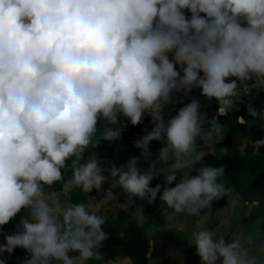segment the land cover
Instances as JSON below:
<instances>
[{
	"label": "clouds",
	"instance_id": "obj_1",
	"mask_svg": "<svg viewBox=\"0 0 264 264\" xmlns=\"http://www.w3.org/2000/svg\"><path fill=\"white\" fill-rule=\"evenodd\" d=\"M249 81L264 89V0H0V226L27 210L0 254L24 249V264L101 260L103 216L50 190L57 183L101 193L106 205L117 188L129 204L151 205L159 194L160 209L186 216L231 197L223 166L195 167L197 139L214 140L217 120L198 98L168 117L165 107L195 89L227 111ZM146 116L153 126L134 142L140 156L105 167L95 152L101 141ZM244 139L242 156L249 143L264 148V138ZM161 176L163 185L150 186ZM191 242L200 264H264V235L197 227Z\"/></svg>",
	"mask_w": 264,
	"mask_h": 264
},
{
	"label": "trees",
	"instance_id": "obj_2",
	"mask_svg": "<svg viewBox=\"0 0 264 264\" xmlns=\"http://www.w3.org/2000/svg\"><path fill=\"white\" fill-rule=\"evenodd\" d=\"M190 15V13H186ZM255 82L249 81L240 87V91L246 88L255 89ZM262 91L264 98V89ZM180 97L173 95L177 102L170 103L165 107V116L174 115L177 108L184 103L190 102V98H198L201 101V111L206 113L209 120L215 118L219 124L217 134L224 135V145L226 153L219 157L215 154L208 153L203 155L195 167L201 166H223L225 175L221 178L227 187L233 189L231 197L225 196L213 202L210 209L201 211L200 216L208 215V224L210 229L224 234L227 238L241 233L239 228L247 234L256 233L258 236L264 235V148L258 152L255 151L251 144L242 156L239 153L241 138L248 142L246 138L257 140L264 138V127L257 124V118H253L249 111V104L231 109L228 111L218 112L216 101L208 100L199 96L197 90L185 98L183 94ZM126 127L122 129L121 136L115 141H101L95 149L97 156L104 162L109 153H117L116 166L126 163L132 156H140L141 150L135 147V141L150 131L152 128L151 118L145 117L143 123L133 126L130 122H125ZM103 122H101L102 128ZM211 125H205V130ZM212 141L197 139L196 146L203 147ZM159 144L153 141L151 150L153 153L158 150ZM172 160H169V165ZM139 167L146 168L147 164L141 157ZM72 176L71 165L69 163L65 170V181L70 180ZM154 181V180H153ZM152 181V182H153ZM151 182L150 186H153ZM154 187V186H153ZM68 197L73 202L90 204L94 194L98 192L85 193L81 189L70 186ZM60 184L52 186L51 190H63ZM101 195V193H100ZM238 196L240 203L235 205L229 222H222L221 213L229 209L233 198ZM257 199L260 201L258 207H251V201ZM161 201L159 194L157 200L149 205L146 201L138 198L123 208L117 215H107L104 219L103 229L108 234L100 249L101 260L90 261L89 264H108L110 261H116L120 258L127 259L125 264H178L183 261L185 264H197L199 257L196 255L195 247L192 246L191 237L181 229L171 228L170 216L160 209ZM137 208L142 209V216L136 215ZM27 214V210H22L7 225L0 226V244L4 243V235L12 234L17 231V224L20 219ZM175 244L180 249L178 256L173 259L167 257L168 245ZM24 249L17 248L12 254L2 253L0 260H5V264H24L27 258Z\"/></svg>",
	"mask_w": 264,
	"mask_h": 264
},
{
	"label": "rangeland",
	"instance_id": "obj_3",
	"mask_svg": "<svg viewBox=\"0 0 264 264\" xmlns=\"http://www.w3.org/2000/svg\"><path fill=\"white\" fill-rule=\"evenodd\" d=\"M176 97H180L179 93L174 94ZM248 103H245L240 107H243L245 105H247ZM251 106V105H249ZM237 109V108H236ZM257 123V122H256ZM224 135L222 137L220 136H215L214 140H212L211 143L203 146V148L201 147H197L196 146V152L195 154H199V153H212L215 154L219 157L223 156L226 153V147L224 145ZM117 163V153L116 154H108V159L104 162V166L105 167H110L112 165H116ZM179 175V174H178ZM157 183L163 185L164 184V180L163 177H159L154 179V181L152 182V185H156ZM111 184V179H109L108 181L105 182V184L102 186L104 189H107ZM175 182L173 183L174 186ZM51 190V189H50ZM115 192L120 193L118 200L116 201H112L109 204H103L99 201V199L101 198V196L97 197V200L93 201L90 205H87L90 211H95L98 215L103 216V218H107V215H111V216H115L117 215L123 208H125V206H122L121 203H125L126 206L129 204L126 202V195L122 192V190L120 189H115ZM63 196H61V198H64L65 195L62 194ZM94 197V196H93ZM136 199V198H133ZM240 200L237 198H233L232 200V204L230 205L231 207L229 209H227L224 213V218L222 220V222H229V219L231 217V214L233 212V208L235 205L239 204ZM251 209V206L250 208ZM172 216H170L169 220H170V225L169 227L171 228H177V229H181L184 232H188L191 233L194 229H196L197 227H206L209 228V224H208V215H204V216H186L184 214H171ZM239 231L241 233L247 234L245 231H243V229L239 228ZM168 249V253H167V257L169 259H173L175 256H178L180 253V249L177 247V245L175 244H170L167 247ZM1 256V254H0ZM127 259H118L116 261H110L108 264H125L127 263ZM178 264H185L183 263V261H180ZM197 264H200V261L198 260Z\"/></svg>",
	"mask_w": 264,
	"mask_h": 264
},
{
	"label": "crops",
	"instance_id": "obj_4",
	"mask_svg": "<svg viewBox=\"0 0 264 264\" xmlns=\"http://www.w3.org/2000/svg\"><path fill=\"white\" fill-rule=\"evenodd\" d=\"M256 87V85L254 86ZM181 94V93H179ZM245 103H248L249 105H251V107L255 108L257 110V113L260 114L261 111L264 112V98H263V95H262V91L261 90H257L256 88L253 89V88H246L244 91H240L238 90L236 96L234 97V103L233 105L231 106V108L229 110H231L232 108H238L239 106L245 104ZM228 111V110H227ZM257 124H260L264 127V119L262 118H257ZM215 136H220L222 137L223 135L222 134H215ZM209 144V143H208ZM203 148V147H201ZM110 154V153H109ZM112 154H116V153H112ZM208 154V153H206ZM204 155V154H203ZM108 159V154L106 156V160ZM105 160V161H106ZM104 161V162H105ZM155 186V185H153ZM61 193V196H63L62 194H64L65 196H69L70 194V188H64L63 190H60L59 191ZM101 196L100 193H97V194H94V197L93 199H90V204L95 200H97V197ZM236 199L238 198V196L235 197ZM137 199V198H136ZM136 199H133L136 200ZM89 204V205H90ZM226 210H224L222 213H221V216H222V220H223V216H224V213H225ZM172 216V215H171ZM208 218V217H207ZM188 233V232H187ZM191 237V233H188Z\"/></svg>",
	"mask_w": 264,
	"mask_h": 264
},
{
	"label": "water",
	"instance_id": "obj_5",
	"mask_svg": "<svg viewBox=\"0 0 264 264\" xmlns=\"http://www.w3.org/2000/svg\"><path fill=\"white\" fill-rule=\"evenodd\" d=\"M232 109H234V108H232Z\"/></svg>",
	"mask_w": 264,
	"mask_h": 264
}]
</instances>
